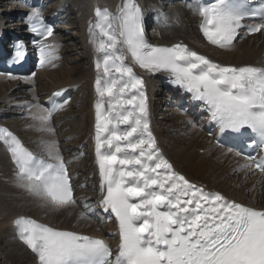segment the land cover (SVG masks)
<instances>
[{
    "label": "snow or ice",
    "instance_id": "6c2138e0",
    "mask_svg": "<svg viewBox=\"0 0 264 264\" xmlns=\"http://www.w3.org/2000/svg\"><path fill=\"white\" fill-rule=\"evenodd\" d=\"M196 11L203 37L216 48H233L242 31L264 34V6L254 9L248 0H210L198 4ZM29 19L36 21L33 32L45 39L53 36L52 28L41 27L39 13ZM88 31L96 53L99 206L108 215L100 216L85 203L79 220L106 223L114 218L118 248L114 253L105 239L58 230L23 216L13 221L17 238L37 264H264V210L206 191L174 169L151 130L145 82L133 65L151 74L167 73L170 83L202 102L222 135L241 143L248 138L250 145L261 149L264 66H223L183 43L151 44L137 0H124L115 13L96 8ZM39 51L42 66L56 58L49 45H41ZM24 55L19 45L15 59ZM62 107L27 105L30 115L25 118L46 137L39 141V154L0 127V144L14 166L16 186L41 207L52 209L78 203L69 174L71 162H65L53 139V116ZM34 108L40 110L33 112ZM244 160L243 169L264 177V157L249 155Z\"/></svg>",
    "mask_w": 264,
    "mask_h": 264
},
{
    "label": "bare ground",
    "instance_id": "6f19581e",
    "mask_svg": "<svg viewBox=\"0 0 264 264\" xmlns=\"http://www.w3.org/2000/svg\"><path fill=\"white\" fill-rule=\"evenodd\" d=\"M1 1V0H0ZM29 1V2H28ZM41 0H9L6 4H3V2L0 3V10H3L6 13V15H9V22L8 23H14L15 26L19 27L22 26L24 18H22V13H25L26 11H33L39 12L45 11L44 8L38 7L35 9H32L30 3L34 2H40ZM72 6L77 7L78 10H80L83 14V18L81 22H83L84 26V32L87 29V25L90 24V22H95V9L96 8H107L110 12L115 13L117 9L122 6L124 0H70ZM157 0H139L137 2L141 9L143 10V13H146L149 9L157 11L158 4L155 3ZM142 2V4H140ZM148 3V4H147ZM162 4V3H161ZM5 5V6H4ZM151 5V8L149 6ZM196 7L193 3H191L187 10H178L176 11H169L166 13V16L169 17L170 15H176L178 16V27L173 29V33L168 34L165 30H168V28H163L162 23L164 24V20L160 18L158 15H156V24L153 28L147 30L146 37L148 36L155 44L153 45H159V46H171L173 44L179 43L178 40L182 39V42L184 45H186L188 48H194L195 50L198 49L197 45L195 44L196 37L190 32L191 26L185 25L184 22L181 19V14L186 15L188 14L192 18V25H198L200 20V16L198 15L196 11ZM56 10H61V7L56 4ZM154 11V12H155ZM89 20V23L87 22ZM158 20H161V24H159ZM167 20H169L167 18ZM7 21L6 17H3L0 19V32H3L2 30V24H4ZM16 21V22H15ZM84 34V33H83ZM84 36V39L88 41L89 32H86ZM53 41L55 43L56 37L53 38ZM88 43L87 50V58L85 59V62L81 65L77 66L75 70L72 73L73 79L72 81L65 80L62 81V76L55 71L53 73H56V80L57 82L52 83V86H47L45 88L46 94L50 93L53 90L65 87L69 83L72 82H78L81 81L83 84H85V87L87 86L88 94H90V81L89 79H96L97 71L95 67V60H96V53L95 48L93 53L91 54L90 42ZM86 43L85 46H86ZM152 44V43H151ZM0 47H2V44H0ZM55 53L58 54V49L55 44ZM207 53L214 58V60L219 61L224 64H229L231 66H241L244 64H253V62L260 61L264 63V34H259L258 36H255L254 38L248 39L247 41H243L241 43L236 42L235 46L231 49H223V50H215L212 48L206 47ZM130 62V61H129ZM134 71L137 74L142 73V70L139 69L137 66H134ZM48 69L43 70L36 79L35 82H37L40 77L47 75L48 72L46 71ZM49 75V74H48ZM52 80L51 82H53ZM92 84V83H91ZM149 84H147L148 86ZM9 87V90L6 91L3 88ZM93 86V84H92ZM32 86H25L24 88L28 89ZM18 88V89H17ZM16 84L9 82L5 78H0V89H1V97H5V95L8 96V99L11 105H13L12 102L16 104H21L23 98L21 96H25V90H23V87L17 86ZM80 87L79 89H82ZM156 88V84L153 87ZM20 90V91H17ZM93 92L95 93V85L93 86ZM156 91V89H155ZM4 92V93H3ZM9 93L12 95L10 96ZM32 95H36L35 91H30ZM92 106H95V102L90 104ZM9 106V105H8ZM65 108V107H64ZM64 108L61 109L59 114L56 118H58L62 112L64 111ZM16 109L19 111V108L16 107L15 109H11L16 111ZM20 112V111H19ZM27 114V113H26ZM92 114L89 113V119L90 122L93 120ZM3 123L2 121H0ZM35 122L31 121H24V120H17L16 126H19L20 129L25 130L26 128L29 131V137H40L46 138L45 134L41 132H37L33 130V125ZM9 125V124H7ZM14 132H17L16 128H13ZM34 134H32L33 132ZM20 134V133H19ZM39 134V135H38ZM200 134V132L196 131V133H192L191 136L187 138V141L185 143L190 142V145L186 146V144L183 142L182 146L183 148L178 144L177 147H181L176 152V159H178V162H181L183 164V168L179 167L177 165V161L173 159L172 162L176 166L177 169H179L183 174H185L189 179L195 181H201L207 185H209V188L215 189L217 191L223 192L225 195L229 196L230 198L238 200L239 202H243L249 204V205H255L258 208H264V192L262 193V202H256L255 196L257 194H253L251 197H247L245 195V189H241L238 192L233 191L230 192V185L232 184H239L242 183V179L244 178L245 174H240L239 177L232 181V177H235L233 175V172H236L237 166L240 164L241 159H238L234 155H226V151H222L220 148L215 147L211 141L204 137L207 140V144L201 143L200 140L197 138V135ZM196 136V137H195ZM202 136V135H201ZM24 138V136H23ZM184 138V137H183ZM25 139V138H24ZM53 139H55L53 137ZM180 139V138H179ZM26 140V139H25ZM56 140V139H55ZM184 140V139H183ZM191 140V141H190ZM179 141V140H178ZM176 141V143L178 142ZM209 141L211 144H209ZM180 142V141H179ZM175 143V141L173 142ZM175 143V144H176ZM182 143V142H180ZM28 144V143H27ZM189 144V143H188ZM29 145V144H28ZM27 145V146H28ZM172 145V144H171ZM174 145V144H173ZM33 147L32 145H29ZM176 147V148H177ZM200 147V148H199ZM175 149V147L173 148ZM172 149V150H173ZM196 149H205L207 153H205L206 156H199L198 154L192 153L191 151ZM176 150V149H175ZM216 168H214V167ZM181 168V169H180ZM211 171V174L208 171ZM208 172L209 174H207ZM206 173V174H205ZM225 174L226 178H223L222 175ZM15 171L14 166L11 163V160L9 158L8 153L4 149V147L0 144V210L2 209L3 214L0 216V233H4L5 239L8 243V247H10L9 259L15 260L17 258L19 261H21L23 264H37L35 256L26 248L25 245L17 238L16 236V229L14 228L13 221L17 218V216L20 215H28L30 216V213L32 212L36 215L35 218L37 220L44 221L45 223L49 225H53L57 228L62 229H70L77 232L92 234V235H98L100 236L101 233L97 231V227L99 226L96 221L89 220H79V215L82 211H84V208H78L75 207L72 210H68L67 212L52 209L50 207L45 208L40 206V202L36 201L28 193L23 191L22 189L18 188L16 186L15 181ZM223 178V181H220ZM259 178V177H257ZM255 181H252L251 186H254ZM229 192V193H228ZM255 192V191H254ZM250 200H253L251 202ZM255 203V204H254ZM259 205V206H258ZM79 209V210H78ZM79 212H77V211ZM81 210V211H80ZM1 213V211H0ZM31 214V215H32ZM43 215V216H42ZM42 216V217H41ZM47 216V218L45 217ZM74 216L77 217L78 223H73ZM77 224V225H75ZM109 229V228H108ZM2 233V234H3Z\"/></svg>",
    "mask_w": 264,
    "mask_h": 264
},
{
    "label": "rangeland",
    "instance_id": "374dc122",
    "mask_svg": "<svg viewBox=\"0 0 264 264\" xmlns=\"http://www.w3.org/2000/svg\"><path fill=\"white\" fill-rule=\"evenodd\" d=\"M7 1L8 0H1L0 3L3 2L2 3L3 5V4H6ZM56 4L61 7L62 15H63L61 22H60V27H62L61 32L57 35L60 52L62 53V60L60 62V68L57 70L58 72L56 73L62 76V79H61L62 81H65V80L72 81L73 71L75 70L77 66L84 63L85 59L87 58V50H86L87 48L84 43L88 41L84 39V36H83L84 24L83 22H81L83 18V14L76 7L75 8L77 9V11H74L73 8L68 3H66V0H50V7H51L50 9H52L51 10L52 14H55L54 12L55 8L53 6L56 7ZM179 6L180 4L177 7ZM173 8H176V6ZM4 9L0 10V19L5 17L3 15ZM6 18L7 20H9L8 16H6ZM152 25H154V23ZM190 30L194 31L193 27L192 28L190 27ZM47 72L49 75L48 74L44 75L40 77V79L38 80V84H39L38 90L41 93L46 92L45 88L47 86H52V83L57 82L56 76H55L56 73H53L54 71H47ZM52 80L54 81L51 82ZM77 84H78V88L82 86L83 88L76 90L75 101L70 106H68V108L63 112L62 116L60 117V120H62V123L59 129L60 131L59 136H60V139L63 141V146L67 153L73 152L77 145H81L86 142V139L88 137V131L90 129L89 112H90L91 95L88 94V89H87V86L85 87V84H83L81 81L77 82ZM4 89L8 91L9 87L6 86L5 88H3V90ZM2 91L0 89V95ZM9 95L11 96L12 94L9 93ZM8 101L9 99L7 95H5V97L0 96V110H1L0 116L4 114L5 118L3 120L6 121L10 126L19 130V132H21L24 136H26V138H28V141L32 145H34L36 143V139L30 138L28 136L29 132L27 131V128L23 130V129H20L19 126H16L15 123L17 120H19V117L18 115H15L14 110H11L12 108L10 107L12 105ZM12 103L13 105H15L14 102ZM166 108L167 107L162 109L160 113H159V110L156 112V114H159L158 119H156V128H157L156 132H157V136L160 138V141L162 143V146L164 147V150L167 151L175 161H177L178 159H176V156H175L176 152L178 151L179 148L181 147L183 148L182 146L183 142L185 143V141H187V138L191 136L190 134H192V132H191V128L188 129L184 127L183 125L184 119L180 118L179 114L175 112L170 113L168 110H166ZM9 112H11L12 115L8 116ZM201 135L202 134L200 135L198 134L197 138L200 140L201 143L207 144L208 142L204 139V136L203 135L201 136ZM178 140L182 143H180ZM174 141L175 143L176 141L178 142L175 144L173 143ZM188 143H185L186 146L190 145V142ZM178 144L179 145L181 144L180 145L181 147H177ZM174 147L176 150L173 149ZM204 150L205 149H196L194 151L192 150L191 152L192 153L196 152L195 154H198L199 156L204 157L206 156L202 154V151ZM178 161L176 162L177 165L181 167L182 169H184L183 164H181V162H178ZM75 169L81 174L80 175L81 179L87 183L86 188L88 190L87 191L88 195L93 196L96 193V188L94 185L96 178L94 177V173L92 171L90 156L86 154V156L81 161H79L78 164L75 166ZM208 172L211 174L210 170ZM208 172L206 173L209 174ZM236 175L237 174L234 175L235 177H232V181H235L238 178V176ZM225 176H226L225 174L222 175L223 178H226ZM223 178L220 181H223ZM249 181L250 179L246 178L244 179V181L242 180V183H239L237 185L236 184L230 185L231 187L230 192H233V191L238 192L239 190L246 188L247 190H245V195L248 198L251 197L254 194L252 190H255V189H252V187L248 185ZM257 186L260 189H258L257 191L258 195L255 196V200L256 202L258 201L262 202V197H263L262 193L264 192V184L262 185L260 183H257ZM250 201L253 202V200H250ZM0 211L2 212L3 210L1 209ZM29 213L32 214V212H29ZM32 215H35V214L33 213ZM73 223H78L76 216H74ZM2 233H0V264H23L17 258H15V260L9 259L10 257L9 251L11 250H10V247H8V243L5 239L4 233L3 234Z\"/></svg>",
    "mask_w": 264,
    "mask_h": 264
}]
</instances>
